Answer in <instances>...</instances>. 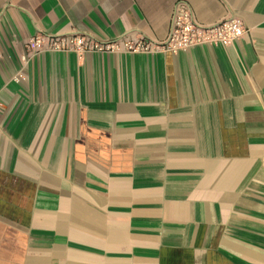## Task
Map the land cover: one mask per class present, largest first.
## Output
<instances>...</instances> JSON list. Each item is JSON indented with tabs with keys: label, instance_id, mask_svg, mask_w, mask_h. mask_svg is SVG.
Segmentation results:
<instances>
[{
	"label": "crops",
	"instance_id": "crops-1",
	"mask_svg": "<svg viewBox=\"0 0 264 264\" xmlns=\"http://www.w3.org/2000/svg\"><path fill=\"white\" fill-rule=\"evenodd\" d=\"M179 0H0V264H264V0H180L232 43L162 42Z\"/></svg>",
	"mask_w": 264,
	"mask_h": 264
},
{
	"label": "built area",
	"instance_id": "built-area-1",
	"mask_svg": "<svg viewBox=\"0 0 264 264\" xmlns=\"http://www.w3.org/2000/svg\"><path fill=\"white\" fill-rule=\"evenodd\" d=\"M248 30L239 18H228L214 25L197 23L189 6L177 1L171 16L166 38L160 43H152L143 38L137 40L98 42L83 34L65 36H37L32 39L33 49L39 51L74 52H143L155 51L176 53L198 45H212L219 42L232 43Z\"/></svg>",
	"mask_w": 264,
	"mask_h": 264
}]
</instances>
